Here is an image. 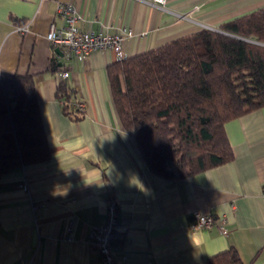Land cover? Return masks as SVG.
<instances>
[{
    "label": "crops",
    "instance_id": "1",
    "mask_svg": "<svg viewBox=\"0 0 264 264\" xmlns=\"http://www.w3.org/2000/svg\"><path fill=\"white\" fill-rule=\"evenodd\" d=\"M59 3L76 7L83 29L130 31L123 50L135 55L219 30L264 0H0V72L32 75L50 155L0 176V264H99L87 239L105 221L108 196L118 202L114 264H207L230 247L244 264H264V105L225 122L226 163L187 177L157 173L116 113L107 78L116 53L97 49L78 60L46 39L51 24L63 25ZM62 80L84 104L80 119L64 113ZM195 210L223 219L226 233L191 229Z\"/></svg>",
    "mask_w": 264,
    "mask_h": 264
},
{
    "label": "trees",
    "instance_id": "2",
    "mask_svg": "<svg viewBox=\"0 0 264 264\" xmlns=\"http://www.w3.org/2000/svg\"><path fill=\"white\" fill-rule=\"evenodd\" d=\"M107 78L122 127L155 172L187 177L226 163L225 122L264 105V5L117 59ZM56 93L68 117L82 118L66 80ZM49 157L32 75L0 72V176ZM207 260L244 264L235 247Z\"/></svg>",
    "mask_w": 264,
    "mask_h": 264
},
{
    "label": "built area",
    "instance_id": "3",
    "mask_svg": "<svg viewBox=\"0 0 264 264\" xmlns=\"http://www.w3.org/2000/svg\"><path fill=\"white\" fill-rule=\"evenodd\" d=\"M165 1L152 0L155 4H164ZM56 14L63 19V25L56 28L54 24H51L47 30L46 39L53 48H64L65 55L68 57L83 60L91 51L97 49L101 51L112 49L116 53L117 59H123L128 56L125 50H123V39L132 34L130 31L123 29L118 33H105L95 31L89 27L83 29L78 25L81 18L72 3H59ZM27 26V24L22 25L19 30H27ZM145 35L146 32L142 33V36ZM68 76V68L61 66L60 78L66 79ZM76 100V105L83 108V102L78 97H76ZM22 188H28L27 181L22 183ZM105 203V221L98 225H93L87 240L89 246L98 253L99 264H114L112 251L117 240L118 202L112 196H108ZM192 215L191 229H201L216 225L220 227L222 233H226L227 231L222 225L224 223L223 219L215 218L210 213H202L195 210ZM72 230V221H69L64 232V239L66 241L71 240Z\"/></svg>",
    "mask_w": 264,
    "mask_h": 264
},
{
    "label": "water",
    "instance_id": "4",
    "mask_svg": "<svg viewBox=\"0 0 264 264\" xmlns=\"http://www.w3.org/2000/svg\"><path fill=\"white\" fill-rule=\"evenodd\" d=\"M56 50L58 51V50H59V48H56Z\"/></svg>",
    "mask_w": 264,
    "mask_h": 264
},
{
    "label": "clouds",
    "instance_id": "5",
    "mask_svg": "<svg viewBox=\"0 0 264 264\" xmlns=\"http://www.w3.org/2000/svg\"><path fill=\"white\" fill-rule=\"evenodd\" d=\"M65 195H66V193H65Z\"/></svg>",
    "mask_w": 264,
    "mask_h": 264
}]
</instances>
